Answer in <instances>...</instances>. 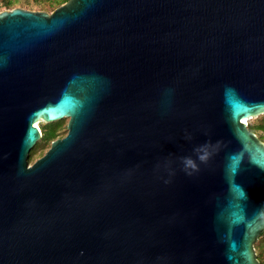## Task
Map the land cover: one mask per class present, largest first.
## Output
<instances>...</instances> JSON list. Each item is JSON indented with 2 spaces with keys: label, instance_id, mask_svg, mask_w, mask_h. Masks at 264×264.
I'll return each instance as SVG.
<instances>
[{
  "label": "water",
  "instance_id": "95a60500",
  "mask_svg": "<svg viewBox=\"0 0 264 264\" xmlns=\"http://www.w3.org/2000/svg\"><path fill=\"white\" fill-rule=\"evenodd\" d=\"M261 114L264 0L0 10V264H260Z\"/></svg>",
  "mask_w": 264,
  "mask_h": 264
},
{
  "label": "rangeland",
  "instance_id": "374dc122",
  "mask_svg": "<svg viewBox=\"0 0 264 264\" xmlns=\"http://www.w3.org/2000/svg\"><path fill=\"white\" fill-rule=\"evenodd\" d=\"M21 2H24L25 0H19ZM30 3H32V0H28ZM4 9V8H2ZM1 9V10H2ZM50 12V11H47ZM67 118H63L61 120H55L53 122H48V132H53L57 127L56 133H57V137H62L66 134L67 132V128H66V124H67ZM260 122V119H258V117H252V118H248L247 121V125H253V124H257ZM35 123H37L38 127L40 128V130L44 129L46 123L43 121H36ZM59 123V125H58ZM255 133L260 137V135L264 134L263 131L261 130H255ZM264 142V136L261 139ZM51 140H42V139H38L36 141V143L34 144V146L32 147V149L29 152L28 155V163L31 164L35 159H37L38 157H40L41 155H43V153L48 149L49 144H50ZM254 247H255V251L257 254L260 255L261 257V261L264 262V237L259 238L255 241L254 243Z\"/></svg>",
  "mask_w": 264,
  "mask_h": 264
},
{
  "label": "trees",
  "instance_id": "16d2710c",
  "mask_svg": "<svg viewBox=\"0 0 264 264\" xmlns=\"http://www.w3.org/2000/svg\"><path fill=\"white\" fill-rule=\"evenodd\" d=\"M65 1L67 0H32V3H30L28 0H25L24 2H21L19 0H0V10L2 8L10 9V8L19 6V7H23V8L31 9V10L52 11L54 8H56L57 6H59ZM257 117L258 119H260V122L257 124H253V125H247V127L253 132H255V130H261L264 132V114H261ZM57 127L58 126H56L53 132H48V124L46 123L44 129L40 130L41 136L39 139H42V140L55 139L57 136V133H56ZM263 136L264 134L258 137L262 139Z\"/></svg>",
  "mask_w": 264,
  "mask_h": 264
},
{
  "label": "flooded vegetation",
  "instance_id": "af4514ba",
  "mask_svg": "<svg viewBox=\"0 0 264 264\" xmlns=\"http://www.w3.org/2000/svg\"><path fill=\"white\" fill-rule=\"evenodd\" d=\"M262 237H264V232L262 233V234H260V236L257 238V239H259V238H262ZM255 248V247H254ZM256 252V251H255ZM256 255H257V260L259 261V263L260 264H264V262H262L260 259H261V257H260V255L259 254H257L256 253Z\"/></svg>",
  "mask_w": 264,
  "mask_h": 264
},
{
  "label": "bare ground",
  "instance_id": "6f19581e",
  "mask_svg": "<svg viewBox=\"0 0 264 264\" xmlns=\"http://www.w3.org/2000/svg\"><path fill=\"white\" fill-rule=\"evenodd\" d=\"M243 121H244L245 123H247L248 119H245V118H244ZM36 125H37V123H36Z\"/></svg>",
  "mask_w": 264,
  "mask_h": 264
}]
</instances>
